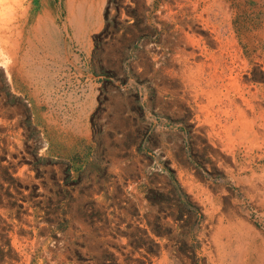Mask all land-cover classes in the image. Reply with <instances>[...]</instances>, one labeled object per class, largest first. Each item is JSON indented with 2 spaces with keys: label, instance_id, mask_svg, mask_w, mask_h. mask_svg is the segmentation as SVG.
<instances>
[{
  "label": "rangeland",
  "instance_id": "obj_1",
  "mask_svg": "<svg viewBox=\"0 0 264 264\" xmlns=\"http://www.w3.org/2000/svg\"><path fill=\"white\" fill-rule=\"evenodd\" d=\"M66 1L0 0V264L264 263V0ZM178 3L237 100L182 92Z\"/></svg>",
  "mask_w": 264,
  "mask_h": 264
},
{
  "label": "bare ground",
  "instance_id": "obj_2",
  "mask_svg": "<svg viewBox=\"0 0 264 264\" xmlns=\"http://www.w3.org/2000/svg\"><path fill=\"white\" fill-rule=\"evenodd\" d=\"M205 1L207 3V4H205V5H207L206 6L207 8L203 9L202 11H205L206 15L203 18V17H201L200 14H198L196 19L199 21V24H201L202 27H204V26L206 27L208 24H210L209 19L211 18V14L214 13L215 11H219L221 13H224V15H225V21L223 23L226 25L227 28H230L231 26H230V23L228 21L229 20L228 17L230 16V13H229V10L227 9V4H226L225 0H205ZM202 2H204V1H202ZM69 3H71L70 0H67L65 4L68 5ZM176 3H177V1H176ZM209 6L214 7L213 9H215V10L209 9ZM187 8H188V6H187ZM66 9H67V7H66ZM208 9H209V11H207ZM196 10H197L196 5H193L190 12H195ZM173 11H171V13ZM188 15H189V11L185 10L184 5L179 4V34L184 33V37L186 39L184 41H181L182 43H181L180 47L176 46V48H178V53H179V81L181 84L182 92L190 95V97H191L190 100H192V102L194 103V105L196 107H199L198 103H202V101H205V103H206L205 105L211 104V95H212L211 92H213V90H216V89H219V93L221 95V98L224 101H227V102L232 101L233 102V101L237 100L236 98H238V97L235 96V94H233L231 92V89L226 84V82L229 80L227 70L232 68V67H230L231 64H225V63H227L226 61L221 62L223 60V58H221V55L216 56L211 50L206 49L204 45L201 46L199 44L200 40L194 39L195 33L193 35H190L191 36L190 37L188 34H186L183 31V26L189 27V25H190V24H188V20L183 19V18H188ZM168 19L169 18H167V20ZM13 38H15V37H13ZM176 38H177V36H176ZM163 40H165V39H163ZM163 40H162V42H163ZM179 41H180V39H179ZM214 41L216 42V46L218 49L223 50V48L226 47V42L224 40L219 39L218 36L214 38ZM189 45H190L191 50L187 51V47ZM193 46L198 48V53H196V54L194 53L195 49L192 50ZM174 56L176 57L175 54H174ZM189 58L191 59V62L194 63V66L189 65ZM196 58H200V59L196 60ZM232 62H230V63H232ZM239 62L240 63L233 66V68H239L240 65H242V66L245 65V62L242 61L241 59ZM239 98L240 99H238V100H240V103L243 102L242 93L239 94ZM245 117H246L245 115H244V117L242 116V118H245ZM217 132H218V130H217ZM215 133L216 132H214V134ZM226 234H227L226 228L224 226H221L220 227V234L218 236H214L213 242L219 241V243L216 246L217 247L216 254L212 256L213 257L211 260L212 263H210V264H233L232 262L227 263V261H226V255H227V252H226L227 243L225 241V237H227ZM241 260H242V258H241ZM246 264H250V263H246ZM253 264H264V263H253Z\"/></svg>",
  "mask_w": 264,
  "mask_h": 264
}]
</instances>
